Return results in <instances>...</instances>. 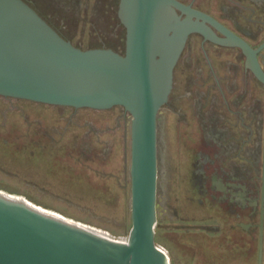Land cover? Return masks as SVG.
<instances>
[{
	"label": "water",
	"instance_id": "obj_1",
	"mask_svg": "<svg viewBox=\"0 0 264 264\" xmlns=\"http://www.w3.org/2000/svg\"><path fill=\"white\" fill-rule=\"evenodd\" d=\"M118 15L126 30L123 55L79 49L24 0H0V97L76 110L120 107L132 117L128 238L0 190V264H172L156 242L158 117L190 36L240 48L264 83L257 59L264 44L254 50L192 5L120 0Z\"/></svg>",
	"mask_w": 264,
	"mask_h": 264
},
{
	"label": "rangeland",
	"instance_id": "obj_2",
	"mask_svg": "<svg viewBox=\"0 0 264 264\" xmlns=\"http://www.w3.org/2000/svg\"><path fill=\"white\" fill-rule=\"evenodd\" d=\"M24 1L79 49H111L118 53L125 50L126 31L117 30L110 15L117 12L120 0ZM98 1L102 2L99 11ZM179 1L194 3L195 8L218 18L224 11L234 12L238 18L240 12L253 7L248 0ZM257 15L264 18V7ZM195 61L187 51L181 58L175 72L171 108L178 107L177 100L184 91H179V85L200 83ZM166 113L164 107L159 113L156 242L172 264H256L255 253L249 258L220 246L205 231L181 229L179 215L203 219L209 218L213 210L208 198L198 202L192 169H186L183 162L189 154L187 150L197 147V141L187 140L183 132L187 128L173 115H169V135ZM131 120V115L120 107L74 113L69 108L0 97V190L126 240L132 228ZM168 142L172 149L169 153Z\"/></svg>",
	"mask_w": 264,
	"mask_h": 264
},
{
	"label": "flooded vegetation",
	"instance_id": "obj_3",
	"mask_svg": "<svg viewBox=\"0 0 264 264\" xmlns=\"http://www.w3.org/2000/svg\"><path fill=\"white\" fill-rule=\"evenodd\" d=\"M248 2L253 7L246 8L247 17L245 12H240L238 18L234 12L225 11L222 18H218L195 8L194 3L188 5L211 16L257 50L264 44V18L257 17L264 7V0ZM101 3L98 1V11L102 8ZM85 6L87 13L89 5ZM118 11L119 8L110 15L111 22H115L120 31L125 28ZM94 13L96 10L92 15ZM76 15L74 17L79 20ZM211 29L217 38L226 39L215 28ZM186 51L193 62L197 60L201 84L179 85V91H184L177 100L178 107L171 108L173 86L164 106L165 118L169 135L172 131L169 115H173L187 128L183 129L187 140L197 141V147L187 150L189 154L183 162L186 169H192L198 202L208 198L213 211L209 218L203 219L179 215L181 229L205 231L220 242V246L242 252L249 258L255 253L254 262L264 264V83L254 75L249 56L238 47L193 34L181 58ZM124 53L125 50L120 54ZM257 59L264 72V50L258 53ZM72 110L74 113L79 111ZM160 122L158 117V130ZM168 145L169 153V142Z\"/></svg>",
	"mask_w": 264,
	"mask_h": 264
},
{
	"label": "bare ground",
	"instance_id": "obj_4",
	"mask_svg": "<svg viewBox=\"0 0 264 264\" xmlns=\"http://www.w3.org/2000/svg\"><path fill=\"white\" fill-rule=\"evenodd\" d=\"M220 41H222V40H220ZM226 41H229V40H226ZM251 67H252V65H251Z\"/></svg>",
	"mask_w": 264,
	"mask_h": 264
}]
</instances>
